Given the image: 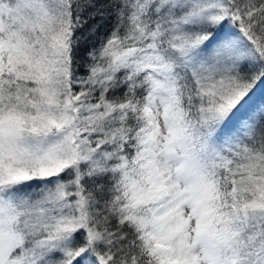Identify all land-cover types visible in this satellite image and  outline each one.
Wrapping results in <instances>:
<instances>
[{"label":"snow or ice","instance_id":"1","mask_svg":"<svg viewBox=\"0 0 264 264\" xmlns=\"http://www.w3.org/2000/svg\"><path fill=\"white\" fill-rule=\"evenodd\" d=\"M262 86L264 0H0V264H264Z\"/></svg>","mask_w":264,"mask_h":264},{"label":"rangeland","instance_id":"2","mask_svg":"<svg viewBox=\"0 0 264 264\" xmlns=\"http://www.w3.org/2000/svg\"><path fill=\"white\" fill-rule=\"evenodd\" d=\"M261 97H264V87L261 88V92L256 94V98L260 99Z\"/></svg>","mask_w":264,"mask_h":264},{"label":"trees","instance_id":"3","mask_svg":"<svg viewBox=\"0 0 264 264\" xmlns=\"http://www.w3.org/2000/svg\"><path fill=\"white\" fill-rule=\"evenodd\" d=\"M108 29H104L103 31H107ZM264 86H262L261 88H263ZM261 88L257 90V93L261 92Z\"/></svg>","mask_w":264,"mask_h":264}]
</instances>
